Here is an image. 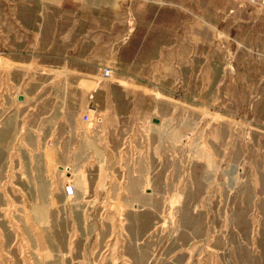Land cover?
<instances>
[{
	"label": "rangeland",
	"instance_id": "obj_1",
	"mask_svg": "<svg viewBox=\"0 0 264 264\" xmlns=\"http://www.w3.org/2000/svg\"><path fill=\"white\" fill-rule=\"evenodd\" d=\"M76 52L135 116L52 115L90 71L45 60ZM0 264H264V4L0 0Z\"/></svg>",
	"mask_w": 264,
	"mask_h": 264
},
{
	"label": "crops",
	"instance_id": "obj_2",
	"mask_svg": "<svg viewBox=\"0 0 264 264\" xmlns=\"http://www.w3.org/2000/svg\"><path fill=\"white\" fill-rule=\"evenodd\" d=\"M76 57H75V60H73V62H67L65 61V59L63 58L62 55H58V54H55L57 55L58 57L53 56V60H48L46 59L45 60V65H50L53 69H59V70H62V69H70V70H76V71H83V70H87V71H90L88 73V75L90 76L89 79L87 81H84L86 83H82L80 84V76L79 75H76L74 79L75 81V84H72L70 85L69 88H72L70 89V93L71 94H75L77 99L76 101H74L72 99V97H70L68 101H70V103H75L73 105H70L66 108V112L65 113V110L63 108H59L60 109H53L52 111V115L53 113L55 115H58L60 117H67V116H77L76 115V111H78L79 108H83L84 107V102H85V92L86 91H92L94 93V100L96 102H98V110L100 111V113L103 115L104 117V120L108 119L111 112H114V113H118L120 116H123L125 114H130L132 116H135L139 110L138 109H133V108H130V104L128 105L127 108H125V110H123V108H121L120 106H117V108H108L106 107V102H109V101H114L116 100L117 102V94H118V91H116L114 88V86L110 83V82H105V83H102L98 86V83H97V86L94 87V75L96 74V71L97 70H100V61H93V62H84L80 53L76 52ZM50 63V64H49ZM84 75V74H83ZM137 75V74H136ZM93 77V78H92ZM82 80V79H81ZM78 82V83H77ZM58 100V97L57 99H55L54 101H57ZM88 108V107H86ZM117 110V111H116ZM123 110V111H121ZM86 111V109H85ZM161 116V115H160ZM159 116V117H160ZM162 117V116H161ZM154 118H157L156 116ZM103 121V120H102ZM55 132H56V129L54 128L52 131H50L48 134H47V142L46 144L50 145V146H53V147H56V148H59L60 145H61V142L64 141L65 139H67V142L70 144V142H73V139L67 137L68 134L70 136V133H67L66 131L64 132H59L58 134V139L56 138H53V136L55 135ZM63 133V134H62ZM41 134V133H40ZM76 135V138L74 141H76V143H79L80 139H79V135L78 133H74ZM102 138V139H101ZM93 140V145H95L97 147V143H98V146L99 145H107L108 146V143L110 142V140L107 141V139L105 140L104 139V135L103 133H97L95 135V138L92 137ZM66 142V141H65ZM65 145V143H64ZM68 145V144H67ZM100 147V146H99ZM73 147H71L72 149ZM79 150V147L76 148V151ZM79 152L77 154L76 152V155H75V158H76V162L74 161V159L72 158H67L66 161H70V162H74V163H79L81 161V158L78 159L79 157H82V156H79ZM72 159V160H71Z\"/></svg>",
	"mask_w": 264,
	"mask_h": 264
},
{
	"label": "built area",
	"instance_id": "obj_3",
	"mask_svg": "<svg viewBox=\"0 0 264 264\" xmlns=\"http://www.w3.org/2000/svg\"><path fill=\"white\" fill-rule=\"evenodd\" d=\"M250 1H252L254 3L264 4V0H250ZM112 73H113V68L112 67H106L103 69L102 75H103V77L107 78V77H110L112 75ZM96 111H97V109L95 106L92 105V106L88 107V109L82 115L83 121L85 123H91L93 121V118L91 117V113L96 112ZM128 138L129 137L124 139L123 145H122V149L125 151V153L127 155H130V152L133 150V148H136L137 144H139V143L145 144L146 143L145 142L146 135H144L143 137H141L138 140H133L132 138H129V139ZM139 155H140V153H138L136 151L133 153L134 158H137ZM61 168L63 169V172L68 176V180L65 181L64 187H63L64 195L67 198H72L75 196L76 191H77L76 190L77 185L75 183V179H74L73 175L70 173L72 167H70L69 165H64ZM120 172H121L122 180H124L126 177L127 170L122 169V170H120Z\"/></svg>",
	"mask_w": 264,
	"mask_h": 264
}]
</instances>
